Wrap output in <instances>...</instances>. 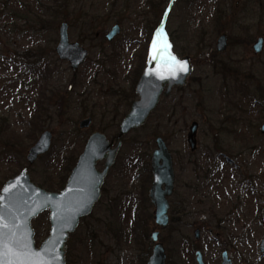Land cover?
<instances>
[{"label": "rangeland", "instance_id": "374dc122", "mask_svg": "<svg viewBox=\"0 0 264 264\" xmlns=\"http://www.w3.org/2000/svg\"><path fill=\"white\" fill-rule=\"evenodd\" d=\"M171 1L21 0L16 18L0 7V189L27 169L34 184L49 190L41 184L55 174L54 157L58 166L68 156L72 171L93 132L109 140L118 134L139 99L135 90L150 58L149 36ZM64 22L70 41L89 50L77 71L56 52ZM116 24L121 32L109 41ZM166 31L173 51L189 56L194 71L185 87L161 99L144 128L124 137L101 199L68 238L67 264H146L154 231H160L167 264H197V251L206 264H221L224 248L234 264H264V48L259 54L253 49L264 37V0H174ZM224 34L228 48L220 53L217 41ZM88 118L91 126L81 129ZM46 130L53 133L52 147L30 165L29 149ZM158 136L173 154L176 174L165 229L154 220L151 185L147 195L141 191L148 173L135 158L149 152L143 158L151 169ZM212 165L217 174L208 181L202 168ZM49 215L33 221L38 248L49 235Z\"/></svg>", "mask_w": 264, "mask_h": 264}, {"label": "water", "instance_id": "95a60500", "mask_svg": "<svg viewBox=\"0 0 264 264\" xmlns=\"http://www.w3.org/2000/svg\"><path fill=\"white\" fill-rule=\"evenodd\" d=\"M173 4L174 0L171 1L161 24L166 34V23ZM120 32L121 26L116 24L107 34V40L112 41ZM156 33L151 42V56L136 86L135 91L139 99L132 103L129 112L120 124L119 133L112 141L108 140L107 136L100 131L93 132L84 151L80 154L66 186L60 192L49 191L34 184L26 169L3 185L0 192V243L18 254L26 251L40 254L33 259H42L53 264L52 257L58 256L60 264H66L68 238L76 231L81 218L90 215L94 205L99 201L102 185L116 161L117 154L123 144V138L133 130L145 126L157 110L162 95L167 98L175 88L185 87L194 71L193 62L189 56L180 57L173 51L168 34L167 40L171 45V53L177 60L187 63L188 71L177 72V75L173 77L168 72V65L159 59L153 60L152 44ZM227 48L228 36L224 34L217 41V51L225 52ZM263 48L264 37H259L253 45L255 54L261 53ZM56 52L60 60L70 64L73 71H77L89 56L88 49L81 46L79 42L70 41L67 22L60 26ZM162 76L163 78H161ZM92 122V118L85 119L80 123V128H89ZM198 128L199 125L195 122L190 131L189 143L193 151L196 149L195 137ZM260 131L264 135V123ZM116 140H118V144L114 146ZM52 142L53 133L49 130L44 131L29 149L28 163L33 165L39 157L46 155L52 147ZM156 145L151 156L153 181L149 198L155 207L156 225L159 228H166L170 224L169 199L175 190L176 174L173 154L166 140L159 136L156 138ZM102 160H106V163L104 169L100 171L97 164ZM46 211L50 212V232L38 248L32 221ZM195 237L200 238L199 229L195 231ZM150 238L154 242V246L147 264H167V252L164 244L160 242V231L152 232ZM25 243L28 244L27 249L22 247ZM259 250L261 254H264V238L259 243ZM195 255L197 264H206L201 251H197ZM15 258V256L12 257V259ZM24 258L21 255V259ZM221 264H234L228 250L221 253Z\"/></svg>", "mask_w": 264, "mask_h": 264}, {"label": "trees", "instance_id": "16d2710c", "mask_svg": "<svg viewBox=\"0 0 264 264\" xmlns=\"http://www.w3.org/2000/svg\"><path fill=\"white\" fill-rule=\"evenodd\" d=\"M20 2H21V0H0V7H1V10L4 11L6 14H8L10 16L14 15V17L16 18L18 16L17 14L20 13L18 10L19 6H20L19 5ZM154 29L152 30V32L149 36V39H148V44H147V48H146L147 51L149 50V45H150V41H151V38H152L153 33H154ZM170 40L172 42L173 47H175V42H174V39L171 35H170ZM40 63H41L40 58H36L35 66H39ZM37 108H39V107L37 106ZM36 112H37L36 118H38V115H40L39 109H37ZM142 128H144V127H142ZM148 153L149 152H144V153L142 152V154H140V156L135 157L136 159H138V161H140V162L142 161L145 164V166H143L141 168V173H143V174L148 173V179H146L144 182H142L140 184L141 191H142L143 195H147L149 186L152 184V173H151V169H150V164H149V162L144 161L145 157L143 156V155H145L146 160H147L149 157ZM210 158L212 159V157H210ZM57 159H58V157H54L52 159V162H51V164L53 163L52 169H55L57 167L56 170H54L55 174L50 172V177H49V180L47 182L48 184H46V183L41 184L42 186L46 187L50 191H55V192L62 190L64 188L66 181H67V178L69 176V172L71 171V166L73 165V161H71V159L68 158V156L66 158H64V162L59 163L58 166L53 162V161H56ZM213 160H215V159H213ZM20 167H21V169L28 168V166H20ZM199 168H202V167L200 166ZM202 170L206 171V172H204L203 178L207 179L208 181L213 180V179H211V176H213L215 173L217 174V169L213 165H212V167L202 168ZM146 199L148 200V203H149V199L147 197H146ZM149 204L151 206V203H149ZM171 221H172V219H171ZM144 237L148 238L149 236L146 233ZM224 249L226 250V248H224Z\"/></svg>", "mask_w": 264, "mask_h": 264}, {"label": "snow or ice", "instance_id": "6c2138e0", "mask_svg": "<svg viewBox=\"0 0 264 264\" xmlns=\"http://www.w3.org/2000/svg\"><path fill=\"white\" fill-rule=\"evenodd\" d=\"M152 59H159L168 65V72L173 77L177 75V72L188 71L187 63L177 60V58L171 53V45L168 43L167 34L165 33L163 26H161L154 37L152 44ZM161 78H163V76ZM17 243H19V241H17ZM22 247L27 249L28 244L25 243ZM21 255L25 258L21 259ZM39 255V253H29L27 251L18 254L0 243V264H49V262L42 259H33V257H37ZM13 256L16 258L12 259ZM52 262L53 264H60L59 257H52Z\"/></svg>", "mask_w": 264, "mask_h": 264}, {"label": "flooded vegetation", "instance_id": "af4514ba", "mask_svg": "<svg viewBox=\"0 0 264 264\" xmlns=\"http://www.w3.org/2000/svg\"><path fill=\"white\" fill-rule=\"evenodd\" d=\"M103 133V132H102ZM119 133V132H118ZM105 134V133H104ZM106 135V134H105ZM116 136V135H115ZM114 136V137H115ZM113 137V138H114ZM108 138V137H107ZM112 138V139H113ZM112 139L110 140V141H112ZM109 140V139H108ZM116 142H117V144H118V140H116ZM116 142H115V145L114 146H116L117 144H116ZM117 158V157H116ZM102 161H105V163H106V160H102ZM116 162V161H115ZM99 163V162H98ZM115 164V163H114ZM104 167H105V165H104ZM113 167V166H112ZM104 169V168H103ZM112 169V168H111ZM110 169V170H111ZM73 170V169H72ZM100 171H102V170H100ZM72 172V171H71ZM110 172V171H109ZM71 174V173H70ZM109 174V173H108ZM70 176V175H69ZM69 176H68V178H69ZM108 176V175H107ZM107 176H106V178H107ZM68 178H67V181H68ZM106 178H105V180H106ZM105 180H104V183H105ZM67 181H66V183H67ZM153 181V180H152ZM104 183H103V185H104ZM103 185H102V190H101V196L103 195V192H104V189H103ZM152 185V184H151ZM65 186H66V184H65ZM174 194V193H173ZM101 196H100V198H99V200L101 199ZM169 201H170V199H169ZM98 203V202H97ZM96 205V204H95ZM94 205V206H95ZM153 205V204H152ZM94 208V207H93ZM92 211H93V209H92ZM92 213V212H91ZM89 216V215H88ZM88 216H86V217H88ZM83 218H85V217H83ZM83 218H81V219H83ZM170 220H171V203H170ZM80 222H81V220H80ZM171 222V221H170ZM170 225V224H169ZM167 228V227H166ZM162 229H165V228H162ZM75 233V232H74ZM73 234V233H72ZM264 255V254H263ZM195 258H196V255H195ZM66 261H67V259H66ZM147 264V263H146Z\"/></svg>", "mask_w": 264, "mask_h": 264}]
</instances>
